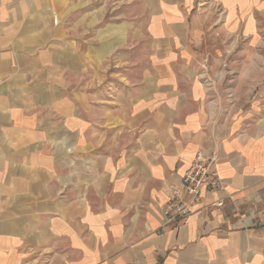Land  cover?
<instances>
[{"label":"crops","instance_id":"0c3cea01","mask_svg":"<svg viewBox=\"0 0 264 264\" xmlns=\"http://www.w3.org/2000/svg\"><path fill=\"white\" fill-rule=\"evenodd\" d=\"M143 2L147 60L112 84L61 0H0V264H264V83L221 69L263 0ZM198 153L223 190L162 229Z\"/></svg>","mask_w":264,"mask_h":264},{"label":"rangeland","instance_id":"374dc122","mask_svg":"<svg viewBox=\"0 0 264 264\" xmlns=\"http://www.w3.org/2000/svg\"><path fill=\"white\" fill-rule=\"evenodd\" d=\"M61 3L59 22L64 32V50L77 52L80 63L85 62L88 52L95 53V62H101L103 53L106 54L102 60L106 64L104 74H111L112 84L118 76L125 75L128 81L133 78L135 64L141 66L146 62L149 47L143 0H61ZM254 19L255 34L251 39L226 42L228 50L233 47V51L225 55L221 66L224 87L235 78L239 88L248 78L254 79L256 90L258 83H264V0L255 6ZM81 67L80 64V70ZM102 70L103 67L98 72Z\"/></svg>","mask_w":264,"mask_h":264},{"label":"built area","instance_id":"2783aa9c","mask_svg":"<svg viewBox=\"0 0 264 264\" xmlns=\"http://www.w3.org/2000/svg\"><path fill=\"white\" fill-rule=\"evenodd\" d=\"M223 190V183L213 156L198 153L192 165L181 178L179 185L171 187L162 208L161 228H171L184 223L191 215L204 191L217 193ZM212 206H222L221 202ZM174 226V227H176Z\"/></svg>","mask_w":264,"mask_h":264}]
</instances>
